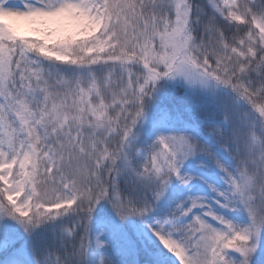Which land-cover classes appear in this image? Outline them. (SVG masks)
Instances as JSON below:
<instances>
[{
    "label": "snow or ice",
    "instance_id": "1",
    "mask_svg": "<svg viewBox=\"0 0 264 264\" xmlns=\"http://www.w3.org/2000/svg\"><path fill=\"white\" fill-rule=\"evenodd\" d=\"M0 264H264V0H0Z\"/></svg>",
    "mask_w": 264,
    "mask_h": 264
},
{
    "label": "trees",
    "instance_id": "2",
    "mask_svg": "<svg viewBox=\"0 0 264 264\" xmlns=\"http://www.w3.org/2000/svg\"><path fill=\"white\" fill-rule=\"evenodd\" d=\"M6 258V253L0 250V262L4 261Z\"/></svg>",
    "mask_w": 264,
    "mask_h": 264
},
{
    "label": "rangeland",
    "instance_id": "3",
    "mask_svg": "<svg viewBox=\"0 0 264 264\" xmlns=\"http://www.w3.org/2000/svg\"><path fill=\"white\" fill-rule=\"evenodd\" d=\"M1 251H3V250H1Z\"/></svg>",
    "mask_w": 264,
    "mask_h": 264
}]
</instances>
